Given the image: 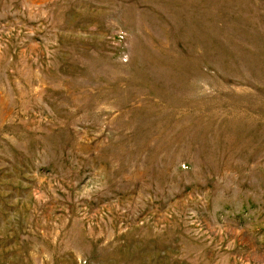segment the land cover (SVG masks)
I'll return each mask as SVG.
<instances>
[{"label": "rangeland", "instance_id": "1", "mask_svg": "<svg viewBox=\"0 0 264 264\" xmlns=\"http://www.w3.org/2000/svg\"><path fill=\"white\" fill-rule=\"evenodd\" d=\"M0 264H264V0H0Z\"/></svg>", "mask_w": 264, "mask_h": 264}]
</instances>
